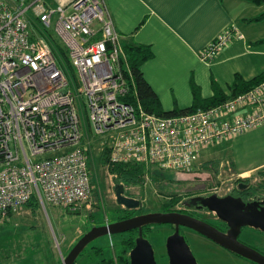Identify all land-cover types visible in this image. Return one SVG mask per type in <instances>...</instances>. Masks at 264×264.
<instances>
[{
  "label": "built area",
  "instance_id": "built-area-1",
  "mask_svg": "<svg viewBox=\"0 0 264 264\" xmlns=\"http://www.w3.org/2000/svg\"><path fill=\"white\" fill-rule=\"evenodd\" d=\"M49 32L68 50L79 87ZM244 39L231 27L199 57L212 63ZM123 60L104 0H0V219L32 198L41 208L87 203L91 136L112 135L113 164L187 174L204 151L264 125V82L218 106L163 118L127 100ZM225 186L205 191L224 198L232 191Z\"/></svg>",
  "mask_w": 264,
  "mask_h": 264
},
{
  "label": "rangeland",
  "instance_id": "rangeland-1",
  "mask_svg": "<svg viewBox=\"0 0 264 264\" xmlns=\"http://www.w3.org/2000/svg\"><path fill=\"white\" fill-rule=\"evenodd\" d=\"M111 136V134L101 138L91 136L93 146L89 153L88 167L92 176L93 193L87 203L75 209L40 207L37 213L24 207L14 212L11 217L0 219V264H30L31 257H34L33 263L61 262L62 258L66 257L74 245L92 228L103 227L109 222H118L123 216V211L127 209L117 202V185H123L126 197L141 202L140 209L133 211L134 215H137L162 212L160 210L164 205L176 199L181 203L176 205L175 210H183L185 200L191 201L190 197L194 194L201 193L204 195L202 198L209 196L205 191H201L204 188L212 186L226 188L227 185L233 190L237 188L240 180L251 181L254 186L264 183V176L259 173L264 171V168L257 171L255 169L251 173H244L242 170L264 164V125L204 151L191 173L179 174L172 171L173 183L166 181L169 178L160 183L155 182L153 172L163 170L150 166L148 167L150 174L147 175L144 183L138 186L117 184L115 175L110 172V165L103 164L104 145L107 147L108 144L111 145ZM209 162L214 163L213 166L204 167V164ZM258 195L263 196L264 192H259ZM202 216L219 228L225 227L221 220L205 214ZM149 228L151 230L144 231V237L152 244L158 264H168L166 244L173 233L172 228L165 225H153ZM180 232L199 264H253L220 248L190 229H182ZM130 233L96 239L89 244L86 253L76 264H89L84 262V259L87 255L92 256L90 252L92 247L102 249L101 254L105 259L121 254L123 251L121 241ZM240 240L264 254L263 232L244 228ZM42 254H55L58 259L48 262V259H43ZM17 257H19L18 263H14ZM90 264H94V260H91Z\"/></svg>",
  "mask_w": 264,
  "mask_h": 264
},
{
  "label": "crops",
  "instance_id": "crops-1",
  "mask_svg": "<svg viewBox=\"0 0 264 264\" xmlns=\"http://www.w3.org/2000/svg\"><path fill=\"white\" fill-rule=\"evenodd\" d=\"M104 3L122 42L152 51L153 58L143 64L142 72L165 112L191 108L195 90L201 99L207 100L215 96L216 89L229 94L237 74L249 81L264 73V3L246 0H104ZM259 18L262 19L256 20ZM231 27H237L245 39L233 41L212 63L202 62L200 53ZM263 168L264 164L242 170L251 173Z\"/></svg>",
  "mask_w": 264,
  "mask_h": 264
},
{
  "label": "water",
  "instance_id": "water-1",
  "mask_svg": "<svg viewBox=\"0 0 264 264\" xmlns=\"http://www.w3.org/2000/svg\"><path fill=\"white\" fill-rule=\"evenodd\" d=\"M201 191H205V188ZM124 192L123 185H117L118 204L130 211L140 209L141 202L126 197ZM257 200L246 203L241 198L232 196L219 198L216 195L203 198L200 196L192 200L193 204L200 202L201 209L210 211L227 224L229 228L227 232L201 219L178 212L150 213L103 227H94L74 245L66 257L62 258L61 264H75L89 244L98 238L121 235L134 230L139 231V236L134 249L130 252L131 264H158L152 244L144 237V227L151 225L175 227L174 233L168 238L166 244L169 264H199L185 237L181 235V228L190 229L243 259L255 264H264V254L239 240L244 228H252L264 233V200Z\"/></svg>",
  "mask_w": 264,
  "mask_h": 264
},
{
  "label": "trees",
  "instance_id": "trees-1",
  "mask_svg": "<svg viewBox=\"0 0 264 264\" xmlns=\"http://www.w3.org/2000/svg\"><path fill=\"white\" fill-rule=\"evenodd\" d=\"M254 4H263L264 0H246ZM262 18L256 19L260 20ZM48 40L53 47V50L56 53L58 61L60 65L66 70L69 77L72 79L74 84L79 87V81L77 78L76 71L70 61L68 50L64 47L62 42L56 37V35L52 32L48 34ZM122 50L124 52L125 60H123V70L127 80V84L129 86V94L127 100L132 105H140L146 112L155 114L159 117L168 118L174 116H184L190 113H194L199 109H209L220 104H223L231 99H234L246 92L257 87L259 84L264 82V73L259 75L252 80L246 81L241 75L237 74L235 77V81L233 85L230 87V93L226 94L221 89H216L215 96L210 99L203 100L200 98V94H198V90H195V103L191 108L185 110H175L171 112H165L162 108L161 102L157 95L154 93L152 88L146 82L142 72V66L145 62L151 60L153 58L152 51L147 47L134 46L131 44H124L122 42ZM110 165L111 174L115 175L117 184H125L126 186H138L144 183L147 175L150 174V169L148 166L144 164H113L111 162V149L105 146L104 149V157L103 164ZM214 163H206L204 167L213 166ZM216 168V167H215ZM161 169V168H160ZM214 169V167H212ZM163 170V169H162ZM217 171V170H216ZM264 176V171L260 172ZM155 182L160 183L161 181L166 180L170 183H173L171 179H174V175L172 172L163 170V171H155L153 172ZM242 181V180H241ZM256 190L258 192H264V183L256 186ZM181 203L179 199L166 204L162 207L160 211L162 212H174L176 211V205ZM40 204L37 199L32 198L26 205L25 208L31 210L33 213H37L40 209ZM135 213L133 211L125 210L123 211V216L119 218V221L129 219ZM13 215L12 212H9L8 216L11 217ZM122 235V234H121ZM138 234L135 232H131L127 237H124L121 241V246L123 247V251L121 254L115 256L114 258L105 259L102 256V249L92 247L90 252L92 256H85L84 262L91 263V260H94V264H130V252L134 249L136 245V239ZM253 247V246H252ZM254 248V247H253ZM87 249V248H86ZM85 251L79 256L83 257L86 253ZM260 252L259 249L254 248ZM43 259L57 260V256L53 255H44L42 254ZM34 258V257H33ZM31 257L30 264H43V263H33L34 260ZM57 258V259H56ZM78 258V259H79ZM97 258L98 260L95 261ZM102 258V259H101ZM77 259V261H78ZM19 257L16 258L14 263H18ZM76 261V262H77ZM99 261V262H98ZM50 264V263H48ZM54 264V263H53ZM55 264H61V262H56ZM76 264V263H75Z\"/></svg>",
  "mask_w": 264,
  "mask_h": 264
},
{
  "label": "flooded vegetation",
  "instance_id": "flooded-vegetation-1",
  "mask_svg": "<svg viewBox=\"0 0 264 264\" xmlns=\"http://www.w3.org/2000/svg\"><path fill=\"white\" fill-rule=\"evenodd\" d=\"M206 192V191H205ZM203 193V192H202ZM207 193V192H206ZM258 191L256 190V186H254L253 184H251V181H241L240 180V182H238L237 183V188L236 189H234L233 188V190L230 192V194L228 195V196H232V197H235V198H241L242 200H244L246 203H249V202H254V201H258L257 199H259V200H264V195L263 196H259L258 195ZM208 195H209V193H207ZM200 196H204V195H202L201 193H199V194H194L193 196H191L190 197V199H191V201H189V200H185V202L187 203V204H185V206L183 207L184 209L183 210H176V211H174V212H178V213H180V214H185V215H190V216H192V217H195V218H198V219H201V220H203V221H205V222H207V223H209V224H211V225H213V226H215L214 224H212L208 219H206V218H203V214H205L206 216H208V217H212V218H214V219H217V220H219L218 219V217L217 216H215V214H213V213H211L210 211H207L206 209H201L200 208V202H196V203H192V199L193 198H195V197H200ZM162 213H169V212H162ZM141 215H145V213H140V214H137V215H133L132 217H130V218H134V217H138V216H141ZM210 215V216H209ZM129 218V219H130ZM126 220V219H125ZM123 221V220H122ZM116 223V222H115ZM108 224H112V222L110 223H107V225ZM225 224V223H224ZM151 226H153V225H151ZM161 226V225H160ZM167 226H169V225H167ZM225 227H217V226H215L216 228H218L219 230H221V231H223V232H227L228 230H229V228H228V226H227V224H225L224 225ZM99 227V226H98ZM171 228H172V231H173V233H174V231H175V227H173V226H170ZM182 229H187V228H181V230ZM145 230H151L150 228H149V226H147V227H144V229H143V231H145ZM132 232H135V233H137L138 234V236H139V231L138 230H134V231H132ZM172 233V234H173ZM202 236V235H201ZM204 237V236H203ZM240 237H241V235H240ZM240 237H239V240H240ZM138 238V237H137ZM206 238V237H205ZM209 240V239H208ZM211 241V240H210ZM241 241V240H240ZM212 243H214L213 241H211ZM242 243H244V244H246V245H248L249 247H252V246H250L249 244H247V243H245V242H243V241H241ZM214 244H216V243H214ZM217 246H219L220 248H222V249H224L223 247H221L220 245H218V244H216ZM253 248V247H252ZM224 250H226V249H224ZM226 251H228V250H226ZM228 252H230V251H228ZM232 253V252H231ZM166 254H167V251H166ZM235 256H237L236 254H234ZM167 257H168V254H167ZM239 257V256H238ZM239 258H241V257H239ZM243 259V258H242ZM168 260H169V257H168ZM246 260V259H245ZM250 262V261H249ZM170 263V260H169V262H168V264ZM199 263V262H198ZM253 263V262H252ZM130 264H131V260H130ZM253 264H255V263H253Z\"/></svg>",
  "mask_w": 264,
  "mask_h": 264
}]
</instances>
